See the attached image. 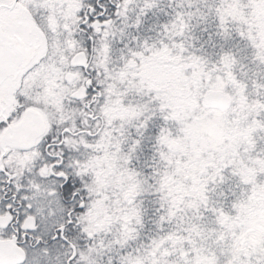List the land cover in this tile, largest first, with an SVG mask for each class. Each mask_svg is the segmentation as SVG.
Returning a JSON list of instances; mask_svg holds the SVG:
<instances>
[{
    "label": "snow or ice",
    "instance_id": "obj_1",
    "mask_svg": "<svg viewBox=\"0 0 264 264\" xmlns=\"http://www.w3.org/2000/svg\"><path fill=\"white\" fill-rule=\"evenodd\" d=\"M0 264H264V0H0Z\"/></svg>",
    "mask_w": 264,
    "mask_h": 264
}]
</instances>
